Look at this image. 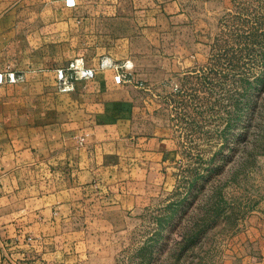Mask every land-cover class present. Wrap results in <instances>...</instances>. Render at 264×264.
<instances>
[{"label": "rangeland", "instance_id": "374dc122", "mask_svg": "<svg viewBox=\"0 0 264 264\" xmlns=\"http://www.w3.org/2000/svg\"><path fill=\"white\" fill-rule=\"evenodd\" d=\"M33 11L26 10L27 19ZM113 12L106 9L99 25L80 23L76 13L67 29L7 24V9H0V73L18 77L0 84V122L2 113L16 119L24 112L27 123L37 114L48 123L58 104L59 68L120 54L108 37L97 41L102 33L147 27L114 23ZM160 20L131 47L140 88L131 90L138 106L130 127L171 140L167 175L149 169L145 207L107 223L90 217L89 264H224L232 233L264 202V0H199L184 15ZM3 135L0 124V142ZM217 165L210 180L188 193L191 169ZM91 194L112 197L97 182Z\"/></svg>", "mask_w": 264, "mask_h": 264}, {"label": "crops", "instance_id": "0c3cea01", "mask_svg": "<svg viewBox=\"0 0 264 264\" xmlns=\"http://www.w3.org/2000/svg\"><path fill=\"white\" fill-rule=\"evenodd\" d=\"M76 1L69 7L66 0H0V9H7L2 20L13 25L33 21L68 29L79 12L80 23L99 25L106 9H112L114 23L147 27L136 34L96 36L123 49L115 55L107 52L115 66L97 70L90 80L72 82L66 90L55 81L58 104L48 123L38 114L27 123L24 112L16 119L2 113L0 264H89L84 235L90 233V217L107 223L112 216L145 207L149 169L162 179L167 175L171 140L131 131L133 106H138L131 90L140 88L131 47L149 25L160 24L164 16H182L188 3L199 0ZM26 10H34L29 19ZM98 61L88 66L96 67ZM126 61L131 70L122 67ZM96 182L112 192L110 199L91 194ZM91 202L99 207L94 216ZM228 246L224 264H264V202L232 233Z\"/></svg>", "mask_w": 264, "mask_h": 264}, {"label": "built area", "instance_id": "2783aa9c", "mask_svg": "<svg viewBox=\"0 0 264 264\" xmlns=\"http://www.w3.org/2000/svg\"><path fill=\"white\" fill-rule=\"evenodd\" d=\"M76 0H66V5L74 7ZM115 63L110 57H103L98 66L91 67L84 63L82 59H76L71 61L66 67H61L57 70V81L63 90L70 87L72 82L79 80H90L96 76L97 70L114 67ZM122 67L128 68V64H124ZM120 77H118L119 79ZM18 77L14 72H9L4 76L0 73V84L3 82H16Z\"/></svg>", "mask_w": 264, "mask_h": 264}, {"label": "trees", "instance_id": "16d2710c", "mask_svg": "<svg viewBox=\"0 0 264 264\" xmlns=\"http://www.w3.org/2000/svg\"><path fill=\"white\" fill-rule=\"evenodd\" d=\"M263 57H264V49H262L261 51ZM264 73V72H263ZM261 77L262 76H258L256 78V80H261ZM225 140L227 141L228 140V137H225ZM225 145V144H224ZM223 147V146H222ZM221 149H219L218 152H220ZM200 162L202 163V158L200 156ZM199 162V163H200ZM200 165V164H199ZM198 167H201V166H197L196 168H193L191 169V174L185 176V179L187 180V182L189 183V190H188V193H190L193 189H196L199 188L200 186L198 184H200L201 182L205 181V180H210L212 177H213V172L217 169H221L220 165L218 166H209V167H206L204 168L205 171H200V169ZM198 185V186H197ZM199 233L197 236H195V238H193L194 241H196L198 238H199Z\"/></svg>", "mask_w": 264, "mask_h": 264}]
</instances>
